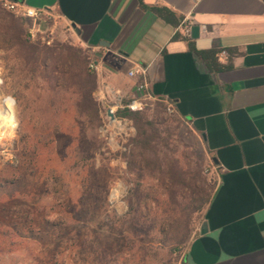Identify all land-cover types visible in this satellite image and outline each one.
Returning <instances> with one entry per match:
<instances>
[{
	"label": "rangeland",
	"instance_id": "obj_1",
	"mask_svg": "<svg viewBox=\"0 0 264 264\" xmlns=\"http://www.w3.org/2000/svg\"><path fill=\"white\" fill-rule=\"evenodd\" d=\"M8 12L0 6V108H12L17 121L0 137V181L11 176L10 166H19L17 176L28 182L31 196L0 193V264H185L205 210L179 246L173 230L183 219L180 206L211 196L218 183L201 140L161 100L140 95L128 101V107L141 104L137 110L162 124L167 138L161 169L148 168V156L130 142L133 123L107 113L124 103L108 108L97 91L104 127L79 119L78 95L61 77L71 66L67 47L92 56L76 31L48 13L29 19ZM14 27L30 43L50 46L38 71L21 56ZM44 70L60 77L56 88ZM175 162L186 173L185 187L172 186Z\"/></svg>",
	"mask_w": 264,
	"mask_h": 264
},
{
	"label": "crops",
	"instance_id": "obj_2",
	"mask_svg": "<svg viewBox=\"0 0 264 264\" xmlns=\"http://www.w3.org/2000/svg\"><path fill=\"white\" fill-rule=\"evenodd\" d=\"M15 1L79 28L105 106L139 97L145 78L217 162L218 183L185 264H264V0ZM207 50H220L217 63L229 67L209 68L198 53Z\"/></svg>",
	"mask_w": 264,
	"mask_h": 264
},
{
	"label": "trees",
	"instance_id": "obj_3",
	"mask_svg": "<svg viewBox=\"0 0 264 264\" xmlns=\"http://www.w3.org/2000/svg\"><path fill=\"white\" fill-rule=\"evenodd\" d=\"M154 11L166 20L172 21V13L168 10L154 8ZM8 14L14 15L12 12H8ZM13 29L14 39L21 49V56L27 64L33 66L35 71H38L41 66L45 65L48 59V55L51 52L50 46L41 45L40 43H30L23 35L20 27H14ZM66 49L71 66L67 72H63L61 77L64 83L69 88L74 89L78 95L76 110L79 119L88 122L92 128L98 130L105 125L103 115L105 110L96 97V92L98 91V73L90 70V65L95 61V58L82 50H75L70 47ZM198 53L204 60H207L208 66L211 69L221 70L229 67L221 66L217 63V58L221 54L220 50H207ZM45 75L49 77L52 87L56 88L60 77L54 76V71L52 75L47 76L44 70ZM129 104L130 102H125L123 107L117 110L115 116L118 120H129L133 123L136 135L131 138L130 142L135 149L148 156V158H145L147 167L152 170L161 169L160 147L167 140L164 136L162 124L157 122V120H151L145 111L131 110L128 107ZM210 163L213 167H217V162L214 159H211ZM10 168L12 169L11 176H5L0 181V193L7 191L8 194L11 193L20 200L28 199L31 196L29 186L27 185L28 182H22L21 178L17 176L18 172L23 173L21 167L10 166ZM169 174L173 187L187 186L186 173L178 162L171 165ZM196 195L199 196L198 193H195ZM211 196L208 195L205 199L195 197L186 206H180L183 219L173 230L176 232L175 240L179 246H183L189 240L193 230L198 225L200 215L209 204Z\"/></svg>",
	"mask_w": 264,
	"mask_h": 264
},
{
	"label": "built area",
	"instance_id": "obj_4",
	"mask_svg": "<svg viewBox=\"0 0 264 264\" xmlns=\"http://www.w3.org/2000/svg\"><path fill=\"white\" fill-rule=\"evenodd\" d=\"M0 6H2L4 9H6L10 12L16 13L18 15H22V16L29 18V19H37L46 13L44 10H37L34 8L26 7L23 4H21L20 2L15 1V0H0ZM183 30H184L185 35L189 36L191 33V23L190 22L186 23ZM90 70H92V71L98 70V67L95 64V61L90 65ZM139 73L142 74L143 77L146 76V70H144L142 72H137V71L136 72H130L129 75L131 77H134V76L138 75ZM137 90L145 99H152V100L153 99H159V98L153 97L150 94L149 86H148V83H147L145 78L138 85ZM159 100H161L162 102L165 103L166 108H167V112L169 114H173V115L176 114V110H175V107H174L172 102L165 100V99H159ZM129 107L132 110H137L139 107H141V104H138L137 101H134L132 103V105H130Z\"/></svg>",
	"mask_w": 264,
	"mask_h": 264
},
{
	"label": "bare ground",
	"instance_id": "obj_5",
	"mask_svg": "<svg viewBox=\"0 0 264 264\" xmlns=\"http://www.w3.org/2000/svg\"><path fill=\"white\" fill-rule=\"evenodd\" d=\"M16 121V113L12 108H0V137L11 132L16 127Z\"/></svg>",
	"mask_w": 264,
	"mask_h": 264
},
{
	"label": "water",
	"instance_id": "obj_6",
	"mask_svg": "<svg viewBox=\"0 0 264 264\" xmlns=\"http://www.w3.org/2000/svg\"><path fill=\"white\" fill-rule=\"evenodd\" d=\"M72 28L78 33L80 34V30L79 28H77V26L75 24L72 25ZM108 115L112 118V120H115V114L113 112V110L109 109L107 111ZM207 233V224L204 223L201 227V234L202 235H205Z\"/></svg>",
	"mask_w": 264,
	"mask_h": 264
}]
</instances>
